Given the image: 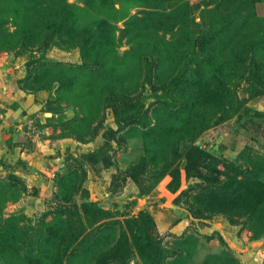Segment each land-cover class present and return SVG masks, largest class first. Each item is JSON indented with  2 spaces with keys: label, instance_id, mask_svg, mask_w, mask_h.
Here are the masks:
<instances>
[{
  "label": "rangeland",
  "instance_id": "obj_1",
  "mask_svg": "<svg viewBox=\"0 0 264 264\" xmlns=\"http://www.w3.org/2000/svg\"><path fill=\"white\" fill-rule=\"evenodd\" d=\"M0 264H264V0H0Z\"/></svg>",
  "mask_w": 264,
  "mask_h": 264
},
{
  "label": "trees",
  "instance_id": "obj_2",
  "mask_svg": "<svg viewBox=\"0 0 264 264\" xmlns=\"http://www.w3.org/2000/svg\"><path fill=\"white\" fill-rule=\"evenodd\" d=\"M138 241L142 245H147V244L149 245L153 243V239L148 238L142 230L138 231Z\"/></svg>",
  "mask_w": 264,
  "mask_h": 264
}]
</instances>
